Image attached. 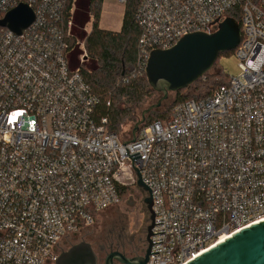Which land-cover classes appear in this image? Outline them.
<instances>
[{
    "label": "built area",
    "instance_id": "built-area-1",
    "mask_svg": "<svg viewBox=\"0 0 264 264\" xmlns=\"http://www.w3.org/2000/svg\"><path fill=\"white\" fill-rule=\"evenodd\" d=\"M70 0H0V20L21 3L34 21L0 25V264H55L136 186L154 212L147 264H186L264 219V0H144L140 63L193 32L239 18L241 72L228 85L141 125L134 142L108 128L101 98L73 66ZM126 5L128 0H117ZM84 47V46H82ZM205 78V75L202 77ZM110 105V101L107 102Z\"/></svg>",
    "mask_w": 264,
    "mask_h": 264
},
{
    "label": "water",
    "instance_id": "water-1",
    "mask_svg": "<svg viewBox=\"0 0 264 264\" xmlns=\"http://www.w3.org/2000/svg\"><path fill=\"white\" fill-rule=\"evenodd\" d=\"M34 19L33 9L28 4L21 3L0 20V25L22 33ZM240 41V24L235 18L227 17L219 23L215 32L189 33L170 48L152 50L146 63L145 74L148 84L160 97L142 110L140 118L133 125L131 138L124 141V144L136 140L147 116L153 110H159L171 92L185 89L198 81L212 69L220 54L235 50ZM135 172L136 187L146 193L144 203L150 212L149 246L144 256L134 260H126L119 252H112L106 258V264H113V259L129 264H147L150 258V237L154 226L153 200L151 190L143 181L137 167ZM55 264H97V257L90 244L81 242L62 252ZM186 264H264V219L235 231Z\"/></svg>",
    "mask_w": 264,
    "mask_h": 264
},
{
    "label": "trees",
    "instance_id": "trees-1",
    "mask_svg": "<svg viewBox=\"0 0 264 264\" xmlns=\"http://www.w3.org/2000/svg\"><path fill=\"white\" fill-rule=\"evenodd\" d=\"M103 1H69V6L75 4V36L81 42L82 40L85 42V50L81 44L73 46L74 48L70 52V61L73 66H78L81 64V56L87 51V60L81 64V72L92 90L101 98L99 115L108 117L110 131L119 134L122 132L123 126L130 124L128 133H131L132 125L140 117L137 108L141 107L145 100L155 93L148 84L144 63H140L139 42L142 28L136 21V14L144 0H128L125 5L122 28L119 31L106 30L99 26L98 18ZM92 15L95 20L92 29L87 33L85 28ZM232 15L239 23V18L233 13ZM231 53H235L234 50L222 54L229 55ZM216 62L218 63V61ZM231 78L226 76L221 69L214 74L208 72L205 74V78H200L195 82V84L205 86L204 92L198 94L199 96H187L182 94L181 90L177 91L175 105L191 99L206 97L214 90L228 85ZM108 101H110V105H107ZM168 112L157 114L152 121L146 123L157 120L164 121L171 116V113L169 115ZM132 188H128L127 191L132 193ZM127 191L125 190L124 196ZM139 193L141 192L139 191Z\"/></svg>",
    "mask_w": 264,
    "mask_h": 264
},
{
    "label": "rangeland",
    "instance_id": "rangeland-1",
    "mask_svg": "<svg viewBox=\"0 0 264 264\" xmlns=\"http://www.w3.org/2000/svg\"><path fill=\"white\" fill-rule=\"evenodd\" d=\"M124 13H125V5L120 4L117 0H104L102 5H101V12H100V16L98 18L99 26L103 29H106V30H113V31L121 30L122 24H123ZM94 20H95V17H94V15H92L90 22L87 23L86 28H85L87 33H89L90 30L92 29ZM82 42H83L82 46H84L82 48L85 50L84 40H82ZM86 52L87 51H85L86 59L84 58V61L87 60V53ZM217 61H218V63L216 62L215 65L212 67V69L208 71L210 74H214V73L218 72L219 69H221L223 71V73L229 77L237 76L240 74L241 69L239 67V59L234 53H231L229 55L221 54ZM204 87L205 86L203 84L193 83L192 85H189L187 88L182 89L181 93L184 95H187V96H192V95L199 96L200 93L204 92V89H203ZM159 97H160V95L157 92H155L153 95H151L149 98H147L145 100V102L143 103V105L141 107L137 108L139 115L141 116L142 110H144L145 108H147L151 104L155 103ZM175 100H176V92H171L169 98L167 100L163 101V104L160 107V109L159 110H153L147 116L146 122L150 121V120L152 121L153 118L157 114H160V115L165 114L167 111H169L168 113L170 115L173 106L176 104ZM129 128H130V124H126L125 126H123V128H122L123 130L121 133H119V136L128 137ZM132 189H133L132 193H130V191L126 192V194L123 198V201H122V205H121L119 210H117V209H110L109 210L108 209V210L102 212V214L98 217V219L96 220L94 225L87 228L86 231L84 232V234L81 236H86L87 238H90L93 241L96 240V237L99 234H101V233L105 234V231L110 229L113 220L117 217L116 215L119 212L128 213V215L130 216L129 220L131 222V226L133 227L134 222H133L132 216L136 215L137 210L132 208L130 205L133 202V200L139 199V197H137V196H139V190L136 186H134Z\"/></svg>",
    "mask_w": 264,
    "mask_h": 264
},
{
    "label": "flooded vegetation",
    "instance_id": "flooded-vegetation-1",
    "mask_svg": "<svg viewBox=\"0 0 264 264\" xmlns=\"http://www.w3.org/2000/svg\"><path fill=\"white\" fill-rule=\"evenodd\" d=\"M139 199L133 200L131 207L137 210L131 226L130 216L126 212H119L113 220L110 229L99 234L96 240H91L79 234L67 236L59 245L58 252L61 254L72 246L81 242L91 245L97 257V264H106V258L112 252H119L126 260H134L145 255L149 246L148 226L150 225V212L144 203L146 193L140 191ZM122 203L110 209L119 210ZM109 209V210H110ZM151 239V237H150ZM113 264H129L123 260L113 259ZM132 264V263H131Z\"/></svg>",
    "mask_w": 264,
    "mask_h": 264
}]
</instances>
